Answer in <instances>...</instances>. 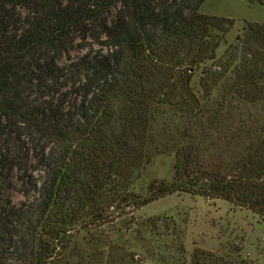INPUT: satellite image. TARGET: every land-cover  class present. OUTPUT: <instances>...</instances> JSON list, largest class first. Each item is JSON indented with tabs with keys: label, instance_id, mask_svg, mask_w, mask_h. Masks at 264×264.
Masks as SVG:
<instances>
[{
	"label": "trees",
	"instance_id": "1",
	"mask_svg": "<svg viewBox=\"0 0 264 264\" xmlns=\"http://www.w3.org/2000/svg\"><path fill=\"white\" fill-rule=\"evenodd\" d=\"M205 1L0 0V264H186L134 213L173 193L264 222V23L219 56L236 20Z\"/></svg>",
	"mask_w": 264,
	"mask_h": 264
},
{
	"label": "rangeland",
	"instance_id": "2",
	"mask_svg": "<svg viewBox=\"0 0 264 264\" xmlns=\"http://www.w3.org/2000/svg\"><path fill=\"white\" fill-rule=\"evenodd\" d=\"M201 11L236 20L217 50L219 56L243 32L245 21L264 23V0H206ZM72 53L75 55L78 52ZM174 162V156L169 154L153 158L138 183L137 191L146 194L149 183L154 179L170 180ZM12 195L16 202L24 198L18 192ZM230 212L231 204L227 200L220 199L210 204L204 198L194 199L186 193L166 195L134 209L135 215L143 219L172 216L177 220L179 241L187 250L186 264L192 260V253H197L201 264H210L214 258L226 256L228 251L229 254L236 252L231 254L232 260L237 262L233 264H239V260H246L247 264H264V222H254L243 213ZM238 252L241 253L239 260L236 259ZM145 264L156 263L147 261Z\"/></svg>",
	"mask_w": 264,
	"mask_h": 264
}]
</instances>
